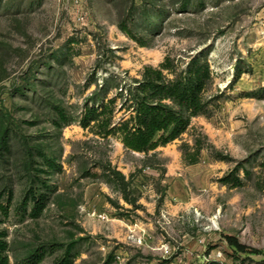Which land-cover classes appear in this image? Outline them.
Listing matches in <instances>:
<instances>
[{"label": "rangeland", "instance_id": "1", "mask_svg": "<svg viewBox=\"0 0 264 264\" xmlns=\"http://www.w3.org/2000/svg\"><path fill=\"white\" fill-rule=\"evenodd\" d=\"M198 52L211 110L176 140L139 153L80 125L115 97L119 121L145 66ZM47 157L53 175L36 171ZM238 164L242 184H223ZM0 221L10 264L37 249L52 264L71 245L74 264H264V0H0Z\"/></svg>", "mask_w": 264, "mask_h": 264}, {"label": "trees", "instance_id": "2", "mask_svg": "<svg viewBox=\"0 0 264 264\" xmlns=\"http://www.w3.org/2000/svg\"><path fill=\"white\" fill-rule=\"evenodd\" d=\"M120 28L131 38H136L125 23L120 25ZM135 40L138 41V39ZM212 83L213 74L206 53L198 52L190 55L183 65H175L174 61L168 57L157 67L145 66L141 78L134 79L120 91V95L125 91L121 106V109L125 108V114L119 121H113L115 97L107 102L96 99L91 105H87L79 123L83 128H99L96 134L102 137L117 135L129 151L149 153L179 138L190 127L193 117L210 113L212 100L206 94ZM251 94L253 93H247V95ZM53 111L59 120L56 124L60 125L68 121L61 107L53 106ZM2 141L1 145L6 152L9 149L7 139ZM202 149L201 140H196L193 146L184 144L182 146L184 160L188 164L199 162ZM33 156H31L32 160H35ZM32 162L38 163V161ZM42 162L44 167L36 170L40 173L53 175L61 169L53 158H44ZM240 168L241 165L238 164L220 181L233 187L240 186L242 184L239 177ZM29 196L25 197L23 207L27 206L31 198ZM32 198L34 200L33 215L37 216L42 211L45 196ZM11 199L12 195L9 192L7 202L10 203ZM1 210L5 215L8 214L7 206L1 205ZM5 236V232L0 231V264H10L9 245ZM226 239L240 252L248 250L255 252L240 244L232 236H227ZM71 251L72 245L65 248L52 264H74ZM45 256V249H37L24 259L23 264H40Z\"/></svg>", "mask_w": 264, "mask_h": 264}]
</instances>
